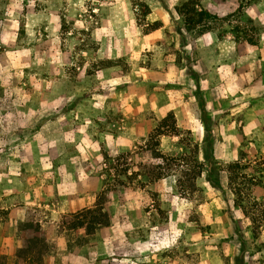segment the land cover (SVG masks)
I'll list each match as a JSON object with an SVG mask.
<instances>
[{"label":"rangeland","instance_id":"rangeland-1","mask_svg":"<svg viewBox=\"0 0 264 264\" xmlns=\"http://www.w3.org/2000/svg\"><path fill=\"white\" fill-rule=\"evenodd\" d=\"M178 1L0 0L4 264H264V0H202L220 18L200 39ZM196 58L211 66L199 79ZM189 138L204 169L185 198ZM234 161L259 182L248 217L227 186ZM101 195L108 224L74 228Z\"/></svg>","mask_w":264,"mask_h":264},{"label":"trees","instance_id":"trees-1","mask_svg":"<svg viewBox=\"0 0 264 264\" xmlns=\"http://www.w3.org/2000/svg\"><path fill=\"white\" fill-rule=\"evenodd\" d=\"M226 0H212L214 5L224 4ZM147 8V6H146ZM238 11L235 10V12ZM174 12L179 19L180 28L185 30L189 34H202L206 31L213 30L217 28L213 23L216 19L220 18L217 12L211 11L209 7H206L202 0H179L174 6ZM238 11L237 13H239ZM230 13L224 17L231 16ZM224 19V18H223ZM160 22H154V28L160 26ZM235 41H246L249 44H255V40L249 36H240L237 30H233ZM222 34V33H221ZM202 103V100H201ZM203 104V103H202ZM204 112V109L202 108ZM168 116L165 117L166 120ZM183 150L186 152L181 157H188L189 161L186 162V166L183 170H180L182 179L178 182V192L182 194L185 198L186 196H193L195 193L199 192L201 189L196 184V179L201 176L204 169L203 163L198 159V144L192 141L190 138L187 139L185 145H183ZM162 158L161 154L157 149L153 152ZM209 158L212 162L213 154L210 151ZM179 158H171V162H177ZM180 160V159H179ZM167 163V160L165 161ZM168 164V163H167ZM177 164V163H176ZM157 170L160 166L155 165ZM250 166L243 163L242 161H234L227 165V186L233 195V206L238 208L241 214L248 217V191L249 184L259 183L255 181L253 173L247 172ZM102 195L98 198L97 203L90 208L82 209L71 214V225L74 228H79L84 230L86 233H92L97 227L101 225L108 224L109 215L104 209L103 201L100 199ZM251 223L253 226V232H255L260 226V221L256 218H251ZM25 231L23 234V246L25 245V250L28 251V246L36 243L37 231L36 225L32 222L26 221L21 228ZM30 248V247H29ZM0 264H4L2 257H0Z\"/></svg>","mask_w":264,"mask_h":264},{"label":"crops","instance_id":"crops-1","mask_svg":"<svg viewBox=\"0 0 264 264\" xmlns=\"http://www.w3.org/2000/svg\"><path fill=\"white\" fill-rule=\"evenodd\" d=\"M177 4V3H176ZM175 4V5H176ZM174 5V6H175ZM174 6H173V9H174ZM161 28V26H159V27H157L154 31H153V34H157L158 35V29H160ZM210 33H212V31L211 30H209L208 32H204V33H202L200 36H199V39L200 38H204V37H206L205 35H208V34H210ZM213 34H215V33H213ZM216 39H217V37H216ZM234 43H235V41H234ZM235 45V44H234ZM207 60H204V59H197L196 58V68H194L193 66V71H192V73H193V76L196 78V79H199L200 78V74H202L203 73V71H208V70H210L211 69V66H210V64L208 63V62H206ZM228 71H230V69H231V71L232 70H234V64H232L231 65V62H229L228 63ZM232 66V67H231ZM242 67L244 68V67H246V66H244L243 64H242ZM220 68H222V67H218V66H216V69H217V71L220 69ZM242 68V69H243ZM197 93H198V95L200 96L201 95V93L200 92H198V90H197ZM202 99V103H204V101H203V98H201ZM201 103V104H202ZM203 105V104H202ZM203 109H204V106H203ZM204 111H205V109H204ZM178 122H186V120H184L183 118H178ZM2 155H6V154H8V155H11L10 153H8V151H3L2 153H1Z\"/></svg>","mask_w":264,"mask_h":264}]
</instances>
